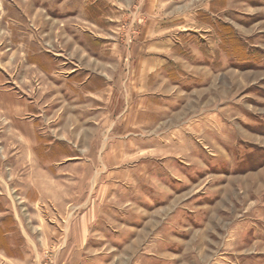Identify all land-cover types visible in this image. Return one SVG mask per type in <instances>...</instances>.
<instances>
[{"label": "rangeland", "instance_id": "obj_1", "mask_svg": "<svg viewBox=\"0 0 264 264\" xmlns=\"http://www.w3.org/2000/svg\"><path fill=\"white\" fill-rule=\"evenodd\" d=\"M0 264H264V0H0Z\"/></svg>", "mask_w": 264, "mask_h": 264}, {"label": "bare ground", "instance_id": "obj_2", "mask_svg": "<svg viewBox=\"0 0 264 264\" xmlns=\"http://www.w3.org/2000/svg\"><path fill=\"white\" fill-rule=\"evenodd\" d=\"M61 33V32H60ZM13 45V44H12ZM9 126V125H8ZM22 140V139H21ZM21 147V146H20ZM50 184V183H49Z\"/></svg>", "mask_w": 264, "mask_h": 264}]
</instances>
